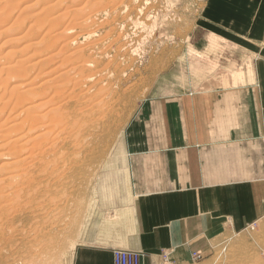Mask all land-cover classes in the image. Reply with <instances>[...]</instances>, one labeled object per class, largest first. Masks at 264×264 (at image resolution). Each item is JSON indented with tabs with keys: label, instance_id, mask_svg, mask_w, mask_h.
I'll return each mask as SVG.
<instances>
[{
	"label": "rangeland",
	"instance_id": "374dc122",
	"mask_svg": "<svg viewBox=\"0 0 264 264\" xmlns=\"http://www.w3.org/2000/svg\"><path fill=\"white\" fill-rule=\"evenodd\" d=\"M67 10L70 13H67ZM73 11H78V14H74ZM43 17L47 20L43 21ZM50 18H55L54 22L51 21L52 24L49 21ZM256 22L258 27L254 30ZM64 26L67 28L64 29L65 32L63 31ZM50 27L52 28L49 29ZM55 27L59 28L56 30ZM48 29L53 33V36L63 37L60 39L58 36L59 39L58 37L55 39L51 35L50 38L51 32L48 33ZM58 29L64 33L60 35L61 31ZM56 31H59L60 34H56ZM44 33L45 35H43ZM46 36L56 42L52 41L51 45V40H48ZM27 43L33 44L30 46ZM25 44L28 46L24 47ZM44 44L47 46L42 49ZM33 45L35 46L33 47ZM60 47H65V51ZM263 47L264 0H0V69L2 68L0 70V113L3 112L0 114V117L3 116L0 121H4L6 116L13 118L16 113V111H9L11 109L9 107H12L11 104V106L6 104L7 100L8 102L14 101L15 91L12 88L18 83L11 82L10 77L16 74V69L26 71L22 70L19 72L20 75L16 74L22 80L24 74L36 82L35 84L30 83H32L33 89H38H35L37 96L39 94L42 96L37 97L34 93L35 98H45L49 93L50 96L52 94L54 96L53 102L57 99L56 102L63 101V93L66 91L68 93L71 86L75 87L78 82L76 85L78 87L70 91L76 93L75 97L71 98L72 100L64 99L67 102L70 100V108L66 107L65 109L66 113L67 111L70 113L66 114L62 111L59 114L62 120L63 118L64 121L67 120V122H63L65 124H62L61 131L63 132H60L61 128H58L57 132L55 130L52 134L54 137L59 135L56 136V142L62 140L60 143L57 142L59 148L50 158L52 164L49 163L50 166L47 171L45 170V173L42 172L44 170L39 172L37 166L31 167L30 173L36 177L32 174L28 179V175H24L16 181L20 183L25 178L28 181H22L20 186L16 184L18 183L16 181L12 184L18 188H15V191L21 190V192L15 193L16 196L19 194L18 198L21 196L20 200L23 196H27L21 201L22 203L18 199L17 205H20H18L19 207L15 206V210L20 213V215L18 214L20 220L17 221L19 225L16 223L17 231H19L15 236L17 242L16 264H73L79 238L90 226L92 220L99 219L102 214L106 213V209L116 205L117 196L129 193L125 171L126 139L129 138L127 128L130 127L134 114L145 99L159 96L164 92L178 93L211 88L229 89L230 86L252 82L249 77L253 78L255 63L259 59ZM35 50L39 51L35 52ZM50 50L53 53L60 50V57L54 56L55 59L50 56L53 54ZM62 51L65 54H62ZM43 52L47 58L53 59V61L49 60L48 67L44 64L50 58L44 60V63L40 62L44 66L39 64L38 66L33 65L32 69L29 68L31 63L36 61L35 57L39 59L41 56H45ZM37 53L38 57L40 55L39 58L34 55ZM79 53L83 55L81 56ZM66 54H71V56L68 55L70 58L67 57L66 62L63 61L66 63V67L68 66L67 68L83 63L82 69L78 70V73L75 71L77 74L74 71H71L72 74L71 72L67 75L63 74L64 70H67L63 69L65 65L62 63V60L66 59ZM61 57H63L62 60ZM19 60L25 61V64ZM78 61L81 64H77ZM13 63H23L24 66L22 68L23 64L21 67L20 64H15L14 67L17 68L13 67L15 71L13 72L11 69L12 74L9 75L11 70H7V74L3 67L5 68L6 65L8 67V64ZM73 63L76 65L73 66ZM58 64V70H63V72L60 71L61 77H64H60L61 79L59 78L60 80L55 82L56 84L49 83L39 86L44 78V71H47L44 70L46 69L44 67L50 69L52 65L53 68L56 65V69ZM40 67L41 69H39ZM33 69L34 71H32ZM37 70H40L39 72L42 70L43 73L37 74ZM35 73L36 76L33 77ZM56 74L58 75V72ZM238 74L241 77L235 78ZM26 77L24 79L28 82ZM74 77L77 78L74 79ZM62 81L67 83H62ZM59 82L69 85V88L64 85V88L67 89L63 91V86ZM93 84L100 87L96 91L102 89L103 94L101 93L97 98L94 95L86 99L85 96L81 97L80 102L81 92L87 88V85ZM51 85H54L53 89L56 91L50 89ZM42 89H45V93ZM56 96L60 98H56ZM75 98L78 99V102ZM88 99L90 102H95V99L103 100L102 106L100 105L102 109L95 113L83 112V114L85 113L83 115L82 110L84 111L86 107V109H90L91 103L87 102ZM3 101L4 103H2ZM75 101L76 103H74ZM78 103L82 105V108ZM76 106L82 110L78 111ZM2 109L4 110L2 111ZM93 110L95 109L93 108ZM79 119L81 122H77ZM68 120L70 124L67 125ZM71 120L76 127L78 123L80 124L77 130L72 126ZM66 125L69 126V129ZM71 126L76 131L82 128L80 133L78 132L80 135L75 130H71ZM64 128L70 132L67 130L68 132L64 133ZM61 133L62 135L64 133L63 138L66 139L61 138ZM69 134L70 136H68ZM71 136L76 139L74 138L75 140L72 141ZM65 141L66 143H64ZM71 141L74 142L73 145ZM62 142L63 144H61ZM69 143L73 147L76 145L75 148L69 147ZM62 155L67 157H61ZM53 160L56 163L54 165L58 164L59 167L58 165L53 167ZM3 161L4 159H0V162ZM58 162L65 164L63 163L64 165L62 164L61 167ZM55 168L63 170L61 173L64 175H67L68 172L66 177L63 175L66 179ZM53 169L58 175H55L56 172ZM46 176L50 177L46 178ZM60 177L61 179L58 180ZM39 178L42 179H40L41 182ZM62 178L65 179L63 180L64 184ZM27 182L29 184L26 188ZM44 182H47L48 185ZM35 183L43 186L39 185V187ZM59 184L61 185L59 186ZM29 185L33 188L31 189ZM55 187L59 189V193L65 192L62 198L58 197L61 194L55 193L58 192ZM11 188L13 189V187ZM34 188L37 189L33 190ZM43 188L47 189V192ZM24 190L28 193H23ZM31 194L33 198L29 196ZM28 197L32 198V203ZM23 201L25 203L30 201L29 205L24 204ZM58 202L61 203V206ZM20 208H23L22 210L25 208L24 212ZM48 213L49 215H47ZM21 230H24L23 233ZM210 245L209 253L201 254V257L197 259L191 253L181 260H173L169 257V252L166 251L158 254L156 261L158 264H264V216L241 230L231 231ZM7 258L9 259L6 262H4V258H1L0 263L12 264V257Z\"/></svg>",
	"mask_w": 264,
	"mask_h": 264
},
{
	"label": "crops",
	"instance_id": "0c3cea01",
	"mask_svg": "<svg viewBox=\"0 0 264 264\" xmlns=\"http://www.w3.org/2000/svg\"><path fill=\"white\" fill-rule=\"evenodd\" d=\"M249 79L139 105L127 128L129 193L92 220L73 264H112L113 249L142 251L151 264L166 251L206 255L264 216V47Z\"/></svg>",
	"mask_w": 264,
	"mask_h": 264
},
{
	"label": "bare ground",
	"instance_id": "6f19581e",
	"mask_svg": "<svg viewBox=\"0 0 264 264\" xmlns=\"http://www.w3.org/2000/svg\"><path fill=\"white\" fill-rule=\"evenodd\" d=\"M66 2V1H65ZM64 2V3H65ZM79 2V1H78ZM93 2V1H92ZM75 3V2H74ZM98 3V2H97ZM113 3V2H112ZM92 6V5H91ZM93 7V6H92ZM43 8V10H44V7H42ZM42 8H41V10H42ZM68 8V7H67ZM66 8V9H67ZM81 6H80V10H81ZM91 8V7H90ZM76 9V8H75ZM74 9V10H75ZM77 9H79V8H77ZM76 9V10H77ZM92 9V8H91ZM59 10V9H58ZM98 10V9H97ZM48 11V10H47ZM74 12V11H73ZM78 12V11H77ZM77 12H74V14H76ZM83 12V11H82ZM85 12V11H84ZM37 13V12H36ZM38 13H40V12H38ZM50 13V12H49ZM61 13V12H60ZM62 13H63V11H62ZM67 13H70V12H68V10H67ZM66 13V14H67ZM3 14V13H2ZM42 14V13H41ZM48 14V13H47ZM51 14V13H50ZM58 14V13H57ZM78 14V13H77ZM60 15V14H59ZM58 15V16H59ZM79 15H80V11H79ZM84 15V14H83ZM87 15V14H86ZM39 16V15H38ZM41 16V15H40ZM54 17H55V15H53ZM46 17V16H45ZM51 17H52V15H51ZM60 17V19L62 20V18H61V15L59 16ZM89 17V16H88ZM40 18V17H39ZM38 18V19H39ZM42 18V17H41ZM44 18V17H43ZM48 18V17H47ZM57 18V17H56ZM85 18H87L86 16H85ZM84 18V19H85ZM45 19L46 18H44L43 19V21H45ZM55 18H50V22L51 21H53ZM58 20L59 22L61 21V20ZM47 20V19H46ZM83 20V19H82ZM47 22V21H46ZM45 22V23H46ZM50 22H48V23H50ZM54 22V21H53ZM72 22V21H71ZM35 23H37V22H35ZM87 23V22H86ZM51 24H52V22H51ZM54 24V23H53ZM75 24H77L76 22H75ZM34 25H36V24H34ZM32 26V25H31ZM51 26V25H50ZM54 26V25H53ZM52 26V27H53ZM57 26H58V24H57ZM67 26V25H66ZM29 27V26H28ZM52 27H50L49 29H51ZM65 27V26H64ZM56 28V27H55ZM57 28H59V27H57ZM57 28H56V30H57ZM49 29L47 30L48 31V33H50L49 32ZM60 29H61V27H60ZM64 29H67L66 27L65 28H63V31H64ZM27 30H30V29H27ZM59 30V29H58ZM59 31H61V30H59ZM59 31H56L55 33L57 34H60V35H62L63 33H62V31L59 33ZM68 31V30H67ZM67 31H66V33H67ZM31 32V31H30ZM54 32V31H53ZM26 33V32H25ZM28 33V32H27ZM46 33V32H45ZM45 33L43 34V35H45ZM65 33V34H66ZM53 33L51 32V34L49 35V37L52 35ZM48 35V34H47ZM36 36V35H35ZM59 35H56V36H53L52 35V37H55V39L58 37ZM41 37H43V36H41ZM47 38H48V40H51V45H52V41H54V42H56V40H54V39H49V37L48 36H46ZM60 37V36H59ZM59 37H58V39H59ZM63 36H61L60 37V39L62 38ZM51 38V37H50ZM43 39V38H42ZM45 39V38H44ZM58 39H57V41H58ZM45 41V40H44ZM72 42V41H71ZM36 43V42H35ZM40 43V42H39ZM49 43V42H48ZM91 43V42H90ZM28 44V43H27ZM27 44H25L24 45V47H26V46H28ZM33 44V43H32ZM32 44H30V46H32ZM50 44V43H49ZM67 44V43H66ZM54 45V44H53ZM35 45H33V47H34ZM45 46H47V45H45L44 44V48H42V49H45L46 47ZM62 46V45H61ZM66 46V45H65ZM68 46V45H67ZM66 46V47H67ZM85 46V45H84ZM83 47V46H82ZM81 47V48H82ZM48 48H50L49 46H48ZM47 48V49H48ZM61 48V47H60ZM65 47H63V48H61V49H63V51H65V49H64ZM42 49H40V50H42ZM46 49V50H47ZM57 49H59V48H57ZM67 49V48H66ZM39 51V50H38ZM37 50H35V52H38ZM50 51H52V50H50ZM49 51V52H50ZM57 51V50H56ZM60 50H58V52H55V53H53V51H52V53L53 54H51L50 56H56L57 58L58 57H60L59 56V54H60V52H59ZM63 51H62V54H65V53H63ZM83 51V50H82ZM79 52V51H78ZM92 52V51H91ZM90 52V53H91ZM41 53V52H40ZM44 53V52H43ZM46 53H47V51H46ZM51 53V52H50ZM70 53V52H69ZM33 54V53H32ZM42 54V53H41ZM61 54V55H62ZM72 54V53H71ZM71 54H66L65 56H66V59L64 58V60H62L63 59V57H61V60H62V63H64L63 65H65L66 63V60H67V57H69V56H71ZM73 54H75L74 52H73ZM80 55H81V53H79ZM34 55H38V53L37 54H34ZM44 55H45V53H44ZM69 55V56H68ZM77 55V54H76ZM83 55V54H82ZM81 55V56H82ZM64 56V55H63ZM64 56V57H65ZM34 57V56H33ZM39 57H40V55H39ZM38 56H37V58H39ZM52 57V58H53ZM56 57H54L55 59H56ZM79 57V56H78ZM48 58H50V57H48ZM47 58V55H45V56H41V58H39V59H36V57H35V60L36 61H33L31 64L32 65H30V67L29 68H31L32 69V66L33 65H35V66H38L39 64H40V62L42 61V63H44L43 61L45 60H47L48 59ZM70 58V57H69ZM77 59V58H76ZM80 59V58H79ZM78 59V60H79ZM88 59V58H87ZM25 60V59H24ZM30 60V59H29ZM32 60V59H31ZM49 60H51V58L50 59H48L47 61H46V64H44V65H46L47 67H48V65L50 64L49 63ZM58 60V59H57ZM18 61V60H17ZM51 61H53V59L51 60ZM63 61H65V62H63ZM16 62V61H15ZM19 62H23L22 60H19ZM25 62V61H24ZM23 62V63H24ZM28 62V61H27ZM48 62V63H47ZM59 62H60V60H59ZM58 62V63H59ZM75 62H77V61H75ZM74 62V63H75ZM79 62V61H78ZM85 62V61H84ZM23 63H15V64H20V67H21V65L23 64ZM41 63V64H42ZM73 63V66L74 65H76V64H74ZM14 63L13 64H8V67H7V65L5 66V68L3 67V69L7 72V70H13V72L15 71L14 69H16L14 66H16ZM25 64V63H24ZM24 64L22 65V68H23V66H24ZM30 64V63H29ZM28 64V65H29ZM40 64V65H41ZM48 64V65H47ZM77 64H81L80 62L79 63H77ZM83 64V63H82ZM78 65V66H75V67H72L71 68V66L69 67V68H67L66 67V65H65V67H63V69L64 68H66L67 70L65 71L64 70V72H63V70L61 69V70H58L59 69V64H58V66H57V72H58V75L56 74L57 72L55 71L56 69H55V66L56 65H54V68L51 66H49L50 67V69L49 68H47L46 66L44 67V68H46V69H44V70H47L46 72L44 71V73L42 72V70H41V72L44 74L43 76H44V78H43V80L40 82V84H39V86H41V85H48L49 83H51V84H53V83H55V82H58V80H60L61 78H63V77H61V75H62V73L61 72H63V74H66L67 75V73L69 74V72H73L74 71V73L75 74H77L78 73V70H80V69H82V67H83V65ZM17 65V66H18ZM43 65V64H42ZM41 65V66H42ZM43 65V66H44ZM61 66V65H60ZM13 67H14V69H13ZM19 67V66H18ZM25 67H27V66H25ZM86 67V66H85ZM84 67V68H85ZM34 69L36 68V67H33ZM61 68V67H60ZM83 68V69H84ZM89 68V67H88ZM2 69V68H1ZM0 69V70H1ZM26 69V68H25ZM28 69V68H27ZM34 69L32 70V71H34ZM39 69H41V67L39 68ZM87 69V68H86ZM12 70H11V72H10V74L9 75H11L12 74ZM23 70V69H22ZM21 69H20V71H22ZM85 70V69H84ZM19 70H17L16 69V71H15V73L16 74H18V75H20L21 73H19L20 72ZM23 71H25V70H23ZM40 71V70H39ZM38 70H37V74L38 73H40L41 74V72H39ZM61 71V72H60ZM75 71H77V73L75 72ZM4 72V71H3ZM5 72V73H6ZM26 72V71H25ZM72 72H71V74H72ZM15 73H13V74H15ZM53 73V74H52ZM60 73V74H59ZM83 73V72H82ZM7 74H8V72H7ZM12 75V77H10L12 80H10L11 82H14V83H18L17 85H15V86H13V88H12V90H14L15 91V95H14V101H9L8 102V100H7V102H6V104L8 105H12V107H9V108H11V109H9V111H16V113L13 115V118L12 117H9V116H6V118L7 117H9V118H5V120L4 121H0V159H4V161L3 162H0V259L1 258H4V262H6L9 258H7V257H12V259H13V262H12V264H16V256H15V254L17 253V251H16V245H17V242H16V238H15V236H16V233L17 232H19V231H17V226L19 225V223H17V221L18 220H20L19 218H18V214L20 215V213H18L17 211L18 210H15L16 208H15V206L17 205V203L19 202V200L21 199L20 197V199L18 198V195L19 194H17V196L15 195V193L16 192H21V190H19V191H15V188L17 187L16 185V187H14L12 184H13V182L14 181H16L17 179H19L20 177H23L24 175H28V179L29 178H31V176H32V174L33 173H30L32 170H31V167H36V168H38L39 170V172H41L42 170H44V171H42V172H44L45 173V170L47 171V169L49 168V163H50V158H52V155L55 153V152H57V149L59 148L58 146H59V144L57 145V142L55 141V139H56V136L58 135H56L55 137L52 135L53 134V131H55V132H57V129L58 128H61L60 129V132H63V131H61L62 130V124H65V123H63V122H67V120H65L64 121V118H63V120L60 118V112L62 113V111L63 112H65L66 113V111H65V109H66V107H68V108H70L69 106L71 105V104H69L70 103V100H72L71 98H74L75 97V94L76 93H71L70 91H72L75 87H78V86H76L77 85V83L75 84V87H73L72 88V86H71V88H70V90H68V93H67V91L65 92V93H63V98L64 99H66V98H68V99H70L69 100V102H67L66 100H64L63 99V101L61 100V102H53L54 100L52 99L54 96H53V94L50 96L49 95V93L48 94H46V97L47 96H50L49 98H46L45 96V98H35L34 97V95L36 94L35 92H36V90H38V89H33L34 87H32V83H36L35 81L33 82V80L32 79H30V78H28V77H26V76H24V74L22 75V77H23V80L21 79V77L20 76H17V75ZM25 74H28V73H25ZM56 74V75H55ZM80 74H81V72H80ZM29 75V74H28ZM27 75V76H28ZM55 75V76H54ZM86 76H88L87 74H85ZM89 75H90V73H89ZM36 76V73L34 74V76L33 77H35ZM37 76H40V75H37ZM49 76V77H48ZM68 76H70V75H68ZM82 76H83V74H82ZM1 77V76H0ZM28 78L27 79V81L29 82H26V80L24 79V78ZM61 77V78H60ZM72 77V76H71ZM37 78V77H36ZM60 78V79H59ZM70 78V77H69ZM75 78H77V77H74V79ZM82 78V77H81ZM66 79V78H65ZM72 79V78H71ZM70 79V80H71ZM84 79V78H83ZM91 79V78H90ZM2 80V79H1ZM32 80V81H31ZM68 80V79H67ZM80 80H82V79H80ZM88 80V79H87ZM30 82H32V83H30ZM83 82V81H82ZM96 82V81H95ZM94 82V83H95ZM62 83H67V82H63L62 81ZM72 83V82H71ZM74 83H75V81H74ZM81 83V82H80ZM79 83V84H80ZM56 84V83H55ZM59 84H61V82H59ZM98 84V83H97ZM62 86H63V91L64 90H66L67 88H64L65 86L64 85H66V84H61ZM207 85V84H206ZM53 86L54 85H51V87L52 88H50L51 90L53 89ZM59 86V85H58ZM62 86H61V88H62ZM67 86V85H66ZM69 86V85H68ZM67 86V87H68ZM74 86V85H73ZM84 86V85H83ZM47 89L49 88V87H46ZM69 88V87H68ZM82 88V87H81ZM97 88H100V87H97V86H95L94 84L93 85H87V88L84 90V91H82L81 92V96H80V102H81V97H83L84 98V96H85V99L87 98V97H89V96H92V95H94V96H96V98L98 97V95H100L101 93L103 94V91H102V89L101 90H98V91H96L97 90ZM103 88V87H102ZM43 91L45 90V89H42ZM62 90V89H61ZM61 90H60V94L62 93L61 92ZM80 90H82V89H80ZM46 91H48V90H46ZM53 91H56V89L54 90L53 89ZM91 91H92V93H91ZM94 91V92H93ZM50 92V91H49ZM52 92V91H51ZM80 92V91H79ZM35 93V94H34ZM44 93H45V91H44ZM43 93V94H44ZM57 93V92H56ZM58 93H59V91H58ZM78 93V92H77ZM34 94V95H33ZM67 94V95H66ZM73 94H74V96H73ZM39 95H41V94H39ZM38 95V96H39ZM62 95V94H61ZM60 95V96H61ZM64 95H66L65 97H64ZM105 95V94H104ZM29 96H32L31 98L29 97ZM36 96H37V94H36ZM37 96V97H38ZM42 96V95H41ZM73 96V97H72ZM77 96H78V94H77ZM40 97V96H39ZM62 97V96H61ZM56 98H60V97H57L56 96ZM78 98V97H77ZM90 98V97H89ZM9 99V98H8ZM30 99V100H29ZM55 99V98H54ZM67 99V100H68ZM99 99H101V98H99ZM104 99V98H103ZM75 100L77 101L78 99H76L75 98ZM96 101L95 102H90V99H88L87 100V102H90L91 104H90V109L88 108V109H86L85 108V110L83 111L82 109H80V108H78L77 106V110L78 111H80V110H82V114H83V112H88V111H91V112H89V113H95L96 111H99V110H101L102 108H101V104H103V100H97V99H95ZM76 101L74 102V103H76ZM78 102V101H77ZM2 103H4V101L2 102ZM84 103V102H83ZM88 104V103H87ZM10 105V106H11ZM73 105H75V104H73ZM78 105H81V104H79L78 103ZM86 105V104H85ZM101 105V106H100ZM6 106V105H5ZM74 107V106H73ZM72 107V108H73ZM2 108V107H1ZM7 108V107H6ZM5 108V109H6ZM71 108V110L73 111V109H75V108H73L72 109ZM81 108H82V105H81ZM93 108L95 109V110H93ZM84 109V108H83ZM4 109H2V111H3ZM8 110V109H7ZM76 110V109H75ZM77 111V112H78ZM1 113H3V112H1ZM0 113V114H1ZM70 113V111H67V113L66 114H69ZM84 113V114H85ZM71 114H74L73 112H71ZM83 114V115H84ZM59 117H57V116ZM75 115V114H74ZM78 115H79V112H78ZM81 115V114H80ZM86 115H88V114H86ZM2 116V115H1ZM3 117V116H2ZM2 117H0V119H2ZM67 117V116H66ZM83 117V116H82ZM10 118H12L11 120H10ZM75 118V117H74ZM67 119V118H66ZM71 119V118H70ZM69 119V120H70ZM8 120H10V121H8ZM69 120H68V123H66L67 125L68 124H70L69 123ZM73 120H75V119H73ZM81 119H79V120H77V122H79ZM72 121V120H71ZM76 121V120H75ZM81 122V121H80ZM75 123V122H74ZM72 126L77 130V127L80 125L79 123H78V126L76 127V125L74 126V124H73V121H72ZM77 124V123H76ZM66 125V127L69 129V126H67ZM64 126V125H63ZM71 126V127H72ZM73 127H72V129L71 130H75V129H73ZM79 128H81V127H79ZM78 128V129H79ZM67 129V130H68ZM82 129V128H81ZM80 129V130H81ZM67 130H65V128H64V133H65V131H67ZM75 130V131H76ZM80 130L79 131H76L77 132V134H79L80 133ZM69 131V130H68ZM67 131V132H68ZM60 132H58V133H60ZM70 132V131H69ZM76 132H74V133H76ZM79 132V133H78ZM64 133H63V135H64ZM72 134H73V132H71ZM63 135H62V133H61V138H63ZM75 136H76V134H74ZM74 135H72V136H74ZM80 135V134H79ZM78 135V136H79ZM59 136V135H58ZM65 136V135H64ZM68 136H70V134L68 135ZM71 136V137H72ZM70 137V138H71ZM80 137V136H79ZM65 138V137H64ZM63 138V139H64ZM73 138V137H72ZM75 139H76V137H74ZM73 138V140L72 141H74L75 139ZM78 138V137H77ZM66 139V138H65ZM68 139V138H67ZM59 140V139H58ZM62 141V140H61ZM60 141V142H61ZM64 141V140H63ZM69 141H70V139H69ZM71 141V144L73 143L74 144V142H72ZM60 142H58V143H60ZM64 143H66V141L64 142ZM61 144H63V142L61 143ZM70 144V143H69ZM71 144L69 145V147H73V146H71ZM72 144V145H73ZM76 146V145H75ZM75 146L73 147V148H75ZM62 147V146H61ZM63 149V148H62ZM68 149H70V148H68ZM73 149L71 148V151H72ZM59 151H60V149H59ZM69 152V151H68ZM67 152V153H68ZM63 153V152H62ZM65 153V152H64ZM67 153H66V155H67ZM61 154V153H60ZM55 155V154H54ZM53 155V156H54ZM64 156V158H66L67 156H65V155H62L61 157H63ZM54 158V157H53ZM57 158V157H56ZM56 158H54V159H56ZM68 159V158H67ZM59 160V159H58ZM57 160V161H58ZM55 160H53L52 162H54ZM56 161V162H57ZM35 162H37L36 164H35ZM62 162V161H61ZM65 162H66V160H65ZM59 163V162H58ZM64 163V162H63ZM62 163V164H63ZM50 164H52V163H50ZM54 164H56L55 162L53 163V167H55V166H57V165H54ZM60 164V166L62 165L61 163H59ZM65 164V163H64ZM63 164V165H64ZM58 167H59V165H58ZM62 167V166H61ZM64 167V166H63ZM67 168V167H66ZM34 169V168H33ZM55 169H58V168H55ZM55 169H53L54 171H55ZM60 169V168H59ZM58 169V170H59ZM62 169V168H61ZM34 171V170H33ZM37 170H36V173L38 172ZM49 171H50V169H49ZM61 171H63V170H61ZM61 171L59 170V172L61 173ZM56 172V171H55ZM30 173V174H29ZM47 173H49V172H47ZM50 173H53V174H55L54 172H50ZM64 173H66V172H64ZM43 174V173H42ZM52 174V175H53ZM62 174V173H61ZM29 175H31L30 177H29ZM47 175V174H46ZM51 175V174H50ZM55 175H58L57 174V172H56V174ZM64 174H62L61 176H63ZM66 175V174H65ZM64 175V176H65ZM67 175H68V172H67ZM66 175V176H67ZM33 176H35L34 174H33ZM44 176V175H43ZM63 176V177H64ZM65 176V177H66ZM36 177V176H35ZM40 177V176H39ZM45 177V176H44ZM44 177H43V180H44ZM48 177H50V176H46V178H48ZM59 177V176H58ZM64 177V178H65ZM33 178V177H32ZM42 178V177H41ZM41 178H39V180L41 179ZM52 178H54V177H52ZM56 178V177H55ZM69 178V177H68ZM67 178V179H68ZM37 179V178H36ZM36 179H34V180H36ZM50 179V178H49ZM61 179V177L58 179V180H60ZM66 179V178H65ZM65 179H63L62 178V182H63V180H65ZM24 180H26V181H28L26 178L25 179H23L22 181H24ZM33 180V179H32ZM33 180V181H34ZM42 180V179H41ZM41 180H40V182H41ZM46 180V179H45ZM48 180V179H47ZM58 180H56V181H58ZM22 181H20V183L22 182ZM26 181H25V183H26ZM32 181V182H33ZM36 181H38V179L36 180ZM50 181V180H49ZM16 182H18V181H16ZM16 182H14V183H16ZM30 182V181H29ZM29 182H27V184L25 185V183H23L24 185H25V187L27 188L28 187V184H29ZM55 182V181H54ZM65 182H67V181H65ZM20 183L18 182V183H16V184H19V186H20ZM44 183H46L47 184V182H44ZM51 183H52V180H51ZM51 183H49V184H51ZM23 184H21V185H23ZM31 185H32V183H30ZM36 184V183H35ZM54 184H56V185H58L57 183H54ZM63 184H64V182H63ZM31 185H29V187L31 186ZM37 186H39V185H41V184H36ZM45 185V184H44ZM48 185V184H47ZM45 186L46 188L48 187V186ZM61 184H59V186H60ZM36 186V187H37ZM41 186H43V185H41ZM11 187H13V189L11 188ZM21 187H23V186H21ZM24 187V188H25ZM40 187V186H39ZM50 187V186H49ZM20 188V187H19ZM31 188V187H30ZM33 188V187H32ZM31 188V189H32ZM53 188V187H52ZM52 188H51V190H52ZM56 188V187H55ZM60 188V187H59ZM64 188V187H63ZM16 189H18V188H16ZM22 189V188H21ZM37 188H34L33 190H36ZM39 189V188H38ZM44 190H45V188H43ZM42 189V190H43ZM14 190V191H13ZM23 190V189H22ZM29 190V189H28ZM47 190V189H46ZM45 190V192H47ZM54 190V189H53ZM56 190L58 191V192H55V193H59V189H57L56 188ZM62 190V189H61ZM25 192H23V193H26V190H24ZM32 191V190H31ZM44 192V191H43ZM49 192V191H48ZM54 192V191H53ZM62 192V191H61ZM64 192V191H63ZM23 193H21V194H23ZM28 193V192H27ZM26 193V194H27ZM29 193H32V192H29ZM35 193V192H34ZM33 193V195H36V194H34ZM37 193V192H36ZM54 193V194H55ZM65 193V192H64ZM63 193V194H64ZM54 194H53V197H54ZM61 193H59V195H60ZM63 194H61V196H58V197H63ZM25 195V194H24ZM33 195L31 194V195H29V196H32V198H33ZM44 195H45V193H44ZM56 196V195H55ZM65 196V195H64ZM24 197H27V196H23L22 197V200L24 199ZM32 198H30L31 199V203H32ZM52 198V197H51ZM19 199V200H18ZM29 199V197H28V200H30ZM53 199V198H52ZM57 199V198H56ZM59 199V198H58ZM66 199V198H65ZM22 200H20V202L22 201ZM41 200H43V199H41ZM51 200V199H50ZM49 200V201H50ZM54 201H55V199H53ZM27 201V200H26ZM63 201H64V199H63ZM67 201V200H66ZM24 202V201H23ZM30 202V201H29ZM29 202L27 203L28 205H29ZM52 202V201H51ZM60 202V201H59ZM58 202V203H59ZM65 202V201H64ZM22 203V202H21ZM25 202H24V204H26ZM31 203H30V205H31ZM57 203V202H56ZM63 203V202H62ZM15 204V205H14ZM36 204V203H35ZM60 205L59 206H61V203H59ZM64 204V203H63ZM62 204V205H63ZM18 205H20V204H18ZM17 205V206H18ZM38 205V204H37ZM41 205V204H40ZM48 205V204H47ZM46 205V206H47ZM51 205V204H50ZM16 206V207H17ZM25 206V205H24ZM19 207V206H18ZM45 207V206H44ZM64 207V206H63ZM65 208V207H64ZM23 209V208H22ZM21 208H20V210L22 211V212H24V210H25V208H24V210H22ZM44 209V208H43ZM51 209V208H50ZM57 209V208H56ZM63 209V208H62ZM45 210V209H44ZM21 211H19V212H21ZM46 211H48L47 209H46ZM58 211H59V209H58ZM61 211H63V210H61ZM43 212H45V211H43ZM42 214V213H41ZM47 215H49V213L47 214ZM46 218V217H45ZM48 218V217H47ZM18 225H17V224ZM34 223V222H33ZM41 229V228H40ZM22 231V230H21ZM24 231V230H23ZM23 231H22V233H23ZM39 232H40V230H39ZM44 232V231H43ZM25 234V233H24ZM22 235V234H21ZM22 237H24V235H22ZM20 238V237H19ZM37 250V249H36ZM7 258V259H6ZM1 264V263H0ZM4 264H6V263H4Z\"/></svg>",
	"mask_w": 264,
	"mask_h": 264
},
{
	"label": "built area",
	"instance_id": "2783aa9c",
	"mask_svg": "<svg viewBox=\"0 0 264 264\" xmlns=\"http://www.w3.org/2000/svg\"><path fill=\"white\" fill-rule=\"evenodd\" d=\"M264 145V136L262 137ZM194 258H200V252H193ZM146 254L142 251L128 250V249H113L112 264H151L145 261Z\"/></svg>",
	"mask_w": 264,
	"mask_h": 264
}]
</instances>
